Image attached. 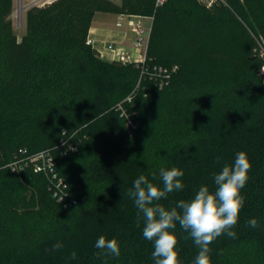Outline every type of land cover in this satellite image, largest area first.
<instances>
[{"label":"trees","instance_id":"obj_1","mask_svg":"<svg viewBox=\"0 0 264 264\" xmlns=\"http://www.w3.org/2000/svg\"><path fill=\"white\" fill-rule=\"evenodd\" d=\"M227 1L208 8L198 0H56L28 10L19 40L13 0H0L2 163L21 150L56 148L69 136L78 142L75 152L55 151L57 171L77 201L71 208L57 202L46 177L32 168L0 170V264H154L126 195L135 178L155 174L152 182L160 184L161 167L181 168L183 191L161 201L172 206L200 185L211 188L213 173L238 151L251 163L246 202L237 238H217L211 261L264 264V58L249 56L248 72L227 89L192 83L178 66L193 60L214 26L243 23L264 41V0ZM96 13L153 17L145 66L151 73L178 66L169 84L160 87L150 73L136 90L140 65L103 60L87 45ZM132 93L134 108L124 104L137 111L131 133L115 107ZM253 217L256 229L246 226ZM175 231L181 264H191L198 250L179 226ZM100 235L118 240L119 258L96 257Z\"/></svg>","mask_w":264,"mask_h":264},{"label":"clouds","instance_id":"obj_2","mask_svg":"<svg viewBox=\"0 0 264 264\" xmlns=\"http://www.w3.org/2000/svg\"><path fill=\"white\" fill-rule=\"evenodd\" d=\"M250 169L247 153L238 151L231 163L222 164L220 170L213 173L211 188L200 185L190 199H179L172 206H165L161 201L167 200L172 193L183 191L185 173L181 168L161 167L160 184L152 182L155 174L151 180L147 175H138L126 195L137 209V225L143 222V239L152 244L154 264H181L177 226L188 234L185 238H191L198 250L191 264H212L210 245L222 235L237 238L234 229L246 202L242 189L249 180ZM64 197H59L60 202ZM246 226L256 229L259 221L253 217L247 220ZM94 246L98 250L97 258H119L121 255L116 238L100 235ZM55 247L62 248L63 244L57 242ZM76 258V252H72L71 259Z\"/></svg>","mask_w":264,"mask_h":264},{"label":"built area","instance_id":"obj_3","mask_svg":"<svg viewBox=\"0 0 264 264\" xmlns=\"http://www.w3.org/2000/svg\"><path fill=\"white\" fill-rule=\"evenodd\" d=\"M199 1L205 4L208 8H212L218 3L227 4V0ZM164 3L165 0H157V5H163ZM143 18L146 17L121 13L119 14V20L121 22L118 23V25L121 26L122 21L127 20L129 26L136 35L135 47L143 51L142 58L139 60L136 55H132L131 53H128L123 49H119L117 51V61L123 64L137 63L141 66V78L136 87V90L139 87L142 78L145 75H149L151 73L145 66V63L152 32L153 17H147L151 19V24L148 28L143 25L141 21ZM86 43L87 45H93V41L89 38L87 39ZM177 71L178 66H173L172 68H166L163 66L155 67L153 72L151 73V78H153L156 82H159L160 86H163L165 84H169L172 76ZM259 76H264V68L260 71ZM133 93L115 107L116 110L120 112V115L125 118L127 126L130 128L131 133L137 129L138 123L135 122V114L132 111H129L124 104H128L129 108H134ZM77 148L78 142L72 141V136H69L68 138H63L56 148L42 150L33 154H29L27 150H21L18 154L14 155L12 160L5 163H2L3 159L0 157V170L9 169L12 173H16L32 168L34 172L41 173L46 177L49 184V190L52 193L53 197L57 200V202L62 204L66 208H71L76 205L77 201L71 196L66 180L62 178L57 171L55 151L59 150L61 153L67 154L68 152H75ZM61 196L65 197L60 202L59 197Z\"/></svg>","mask_w":264,"mask_h":264},{"label":"rangeland","instance_id":"obj_4","mask_svg":"<svg viewBox=\"0 0 264 264\" xmlns=\"http://www.w3.org/2000/svg\"><path fill=\"white\" fill-rule=\"evenodd\" d=\"M223 5L229 6L228 1ZM18 7L16 0L12 21L15 33L21 40L27 32V18ZM141 21L146 28L149 27L150 20ZM241 24L244 28L237 24L225 28L214 26L193 60L177 64L182 68V75L191 79L192 83L200 81L205 86L216 84L222 89L238 83L239 77L247 73L250 68L247 59L249 56L264 58V41H260L249 27ZM203 95L205 96L206 93L201 94V97ZM132 112L135 115L137 113L136 110Z\"/></svg>","mask_w":264,"mask_h":264},{"label":"crops","instance_id":"obj_5","mask_svg":"<svg viewBox=\"0 0 264 264\" xmlns=\"http://www.w3.org/2000/svg\"><path fill=\"white\" fill-rule=\"evenodd\" d=\"M15 1L13 0V10H15ZM56 0H17L18 9L21 10L26 18L27 12L34 6L42 7L51 4ZM120 3L121 0H113ZM150 20L143 18L142 20ZM119 14L96 13L89 31L88 38L93 41L92 47L96 49L103 60L116 61L117 51L123 49L132 55H136L138 60L142 58L143 51L135 47L136 35L129 26L127 20L118 23Z\"/></svg>","mask_w":264,"mask_h":264}]
</instances>
